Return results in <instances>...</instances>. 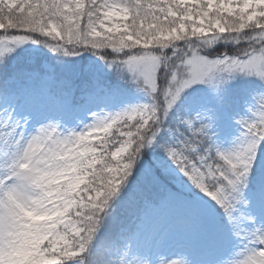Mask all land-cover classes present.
Returning <instances> with one entry per match:
<instances>
[{"label":"snow or ice","instance_id":"6c2138e0","mask_svg":"<svg viewBox=\"0 0 264 264\" xmlns=\"http://www.w3.org/2000/svg\"><path fill=\"white\" fill-rule=\"evenodd\" d=\"M220 41L234 50L207 51ZM28 42L62 57L89 52L150 102L93 113L92 122L79 130L62 129L65 105L48 93L54 87L70 91L66 81L48 76L33 84L35 74L23 69L15 76L17 89L0 86V100L18 101L22 109L15 115L5 108L0 124V264H110L105 250L142 234L127 231L117 216L122 205L141 227L155 216L171 217L173 227L186 232L199 230L203 205L184 201L169 183L210 198L223 209L234 235L243 232L262 246L246 245L238 259L223 264H264V225L247 231L234 215L238 205L249 204V176L264 155V91L254 118L237 121L244 131L230 150L214 139L213 110L189 115L183 103L186 92L200 84L222 103L223 87L238 75L264 87V0H0V71L6 70V54ZM86 87L90 98L107 92L98 82ZM44 99L48 112L38 107ZM147 149L167 159L156 160L160 175L145 166L141 182L134 184ZM161 192L164 203L154 206L153 197ZM259 212L264 215V193ZM111 229L116 236L97 243L101 230ZM224 239L209 238L213 244Z\"/></svg>","mask_w":264,"mask_h":264},{"label":"rangeland","instance_id":"374dc122","mask_svg":"<svg viewBox=\"0 0 264 264\" xmlns=\"http://www.w3.org/2000/svg\"><path fill=\"white\" fill-rule=\"evenodd\" d=\"M213 48L208 49V52ZM4 62L7 67L6 70L0 71L4 73L0 86L5 87L9 92L19 87L20 82L15 76L23 69L35 74L33 84H38L41 79L52 76L70 85L68 92L54 87L48 93L49 99L65 105V113L61 121L62 129L79 130L84 124L92 122L93 113L100 115L114 113L125 107L150 102L145 92L133 84L119 80L114 70L108 69L98 57L89 52L76 57H62L52 53L44 45L28 42L6 54ZM93 82L103 85L107 92L98 90L94 98H90L86 86ZM261 91H264V87L254 77L238 75L235 80L223 87L220 93L223 97L222 103H218L217 96L208 86L202 84L196 85L195 91L189 89L185 94L189 99L183 103L188 106L189 115L195 114L198 110H213L209 115L216 116V124L213 128L214 139L222 150H230L244 131L237 121L242 117L248 120L254 118L253 113L259 108ZM49 99L39 103L38 107L41 111L50 110ZM5 108L9 111L15 110V115L22 114L18 101L9 100L5 103L0 100V124L6 118L3 111ZM33 124L35 121L30 122L28 131L32 130ZM3 131L4 129L0 128V132ZM162 136L167 138L166 133ZM157 159L167 158L159 150L145 151L143 160L137 165V172H134V184L141 182L139 170L145 166L153 168L157 175L161 174V169L156 166ZM254 169L255 173L249 176V187L246 190L249 204L238 205V212L234 213L241 216V227L247 231H253L264 225V215L259 212L260 196L264 193V155H258ZM168 187L171 191L178 192L184 201H199L203 205L205 213L199 221V230L186 232L173 227L171 217L165 219L155 216L145 218L141 227L140 219L122 205L117 216L120 218L121 214H127V217L122 218L127 231L135 233L140 230L142 234L138 240H119L118 246L105 253V258L110 264H121V261L123 264H161V261L174 259L192 261V264H199L202 260H207L209 264H223L225 261L238 259V253L246 245L262 247L245 239L243 232L240 236L234 235L232 225L229 224L223 209L211 202L210 198L204 197L203 194L197 195L196 190L180 189L179 185L174 183H169ZM204 201L208 202L204 203ZM163 203L164 193L155 194L154 206L158 207ZM162 233H166V239L161 242L159 238ZM213 234L223 235L224 242L211 243L209 238Z\"/></svg>","mask_w":264,"mask_h":264},{"label":"trees","instance_id":"16d2710c","mask_svg":"<svg viewBox=\"0 0 264 264\" xmlns=\"http://www.w3.org/2000/svg\"><path fill=\"white\" fill-rule=\"evenodd\" d=\"M217 47H214L212 50L209 51V53H214L217 50H225V51H233L234 50V46L232 44H225L223 41L218 42ZM228 45V46H225ZM208 51V50H207ZM114 234H116L115 229H111V230H101L97 243H100L101 240H107V239H112L114 236ZM95 251V249H94ZM105 252V251H104Z\"/></svg>","mask_w":264,"mask_h":264}]
</instances>
